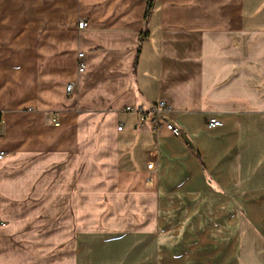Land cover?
<instances>
[{"label": "crops", "instance_id": "1", "mask_svg": "<svg viewBox=\"0 0 264 264\" xmlns=\"http://www.w3.org/2000/svg\"><path fill=\"white\" fill-rule=\"evenodd\" d=\"M146 8L0 0V264H264V0Z\"/></svg>", "mask_w": 264, "mask_h": 264}, {"label": "built area", "instance_id": "2", "mask_svg": "<svg viewBox=\"0 0 264 264\" xmlns=\"http://www.w3.org/2000/svg\"><path fill=\"white\" fill-rule=\"evenodd\" d=\"M87 25V22L82 20L79 22L78 27L80 29L84 28ZM84 52H80L78 54L79 62H78V70L79 72H83L85 69V61H84ZM74 84L70 83L67 86V92L68 94L73 93ZM126 110L128 111H136L140 115V122L142 124L147 123L150 114H152V120L150 123V127L152 131L159 132L161 128L167 129L169 132H171L174 136H180L181 135V129L174 125L172 122L165 119L166 115H169L172 113L171 105L167 100L161 99L155 103H152L148 109L144 108L143 106H137V107H127ZM58 124V122H56ZM208 126L209 127H218L222 124V121L216 117H209L208 119ZM123 125L118 127V130H122ZM6 155V152L3 150H0V160H2ZM154 161H150L147 164L148 169L154 168Z\"/></svg>", "mask_w": 264, "mask_h": 264}, {"label": "trees", "instance_id": "3", "mask_svg": "<svg viewBox=\"0 0 264 264\" xmlns=\"http://www.w3.org/2000/svg\"><path fill=\"white\" fill-rule=\"evenodd\" d=\"M153 4H154V0H147V8H146V20L148 19V17L150 16L152 9H153ZM146 28L144 29V31L142 32V38L141 40L143 41L144 37L146 36Z\"/></svg>", "mask_w": 264, "mask_h": 264}]
</instances>
